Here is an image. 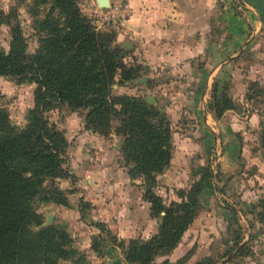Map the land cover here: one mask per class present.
<instances>
[{
  "label": "crops",
  "instance_id": "0c3cea01",
  "mask_svg": "<svg viewBox=\"0 0 264 264\" xmlns=\"http://www.w3.org/2000/svg\"><path fill=\"white\" fill-rule=\"evenodd\" d=\"M116 1L124 11V17L118 20L116 43L127 53L126 63L140 66L137 80H146V75H151L161 81L178 79L185 85L182 97L188 105H183L180 99V107L175 108L170 101L163 107L166 110L161 108L172 131V156L168 167L156 176L154 192L166 204L178 202L177 191L189 189L199 179L200 174H192L196 173L195 167L212 164L211 177L204 181L200 193L199 211L190 225V228L198 226L197 232L186 230L175 249L156 257L153 264H177L182 259L183 264H188L203 257L213 261L218 252L215 245L218 250L226 246L228 237L223 234L228 233L235 216L241 220L249 216L234 204L231 207V199L224 192L230 188L238 203L252 197L250 190L241 184L244 178L239 163L243 151L237 135L242 137L246 125L250 127L259 116L257 110L243 117V112L228 109L216 117L209 103L213 86L220 81H229L228 96L246 107L250 83L264 90V0H240V7L239 2L234 6L227 0H109V3ZM174 108L185 115L173 119L177 116ZM109 141L99 137L100 151L96 152L103 156L101 164L105 168L89 175L87 187H81L75 175V188L79 189L76 188L75 196L68 195L72 202L69 211L77 214V218L82 214L84 217L72 220L69 225L78 229L87 226L89 231L87 238L79 239L83 248L73 244L78 251L90 248L92 236L101 233L106 239L105 231L124 241L147 240L158 232L160 218L150 215V203L143 198L142 180L130 179L118 150L120 146ZM217 180L222 181L220 187ZM48 208L52 209L51 219L56 218L55 211L67 209L53 204ZM59 221L62 225L58 226L69 232V220L62 217L56 223ZM76 237L71 236L73 243ZM89 250V256L83 258H91L92 263L96 260L97 264H128L121 250L111 244L99 252Z\"/></svg>",
  "mask_w": 264,
  "mask_h": 264
},
{
  "label": "trees",
  "instance_id": "16d2710c",
  "mask_svg": "<svg viewBox=\"0 0 264 264\" xmlns=\"http://www.w3.org/2000/svg\"><path fill=\"white\" fill-rule=\"evenodd\" d=\"M32 2L37 6L33 14L38 13L39 5L48 6L42 18L34 22L39 40L36 51L26 55L25 39L16 26L12 28L9 51L0 52V76L35 84L34 108L29 111L26 127L12 125L0 107V264H59L80 261L84 256L73 246L65 228L43 225L36 205L68 206L67 193L55 183L69 177L61 156L68 142L43 117L56 104L77 112L84 130L104 138L112 133L122 138L120 153L128 176L142 180L150 215L160 218L157 234L147 240H118L106 231V239L93 238L91 249L99 252L111 244L121 250L128 264H153L156 257L175 249L191 225L200 208L203 183L211 174L203 169L189 189L177 191L178 203H164L154 187L156 176L168 167L172 156L167 116L141 97L113 91L114 85L136 80L140 66L125 62L127 53L115 43L114 35L96 31L77 0ZM228 85L229 81L214 85L209 108L216 117L234 109L226 93ZM256 90L259 104L264 105V90ZM262 140L264 145V136ZM259 205L264 209V201ZM263 214L258 213L261 223ZM183 260L177 264H183Z\"/></svg>",
  "mask_w": 264,
  "mask_h": 264
},
{
  "label": "rangeland",
  "instance_id": "374dc122",
  "mask_svg": "<svg viewBox=\"0 0 264 264\" xmlns=\"http://www.w3.org/2000/svg\"><path fill=\"white\" fill-rule=\"evenodd\" d=\"M226 2H229L234 6H236L239 2L238 7H240V4L242 5L240 0H227ZM120 4V2L116 1L109 4L106 8H101L97 6L93 0H77V6L80 11L84 16L90 19V22L95 27L96 31L114 35L115 43L117 42L116 31L120 23L119 21L124 17V11H122V6ZM33 7L37 6H35L32 0H0V52L7 53L9 51L12 28L16 26L20 28V32L25 39L26 55L33 54L36 51L39 45V40L33 29L34 22L36 19L38 20L42 18L48 6L39 5L37 14H33ZM239 11L242 12V9H239ZM262 17L264 18V16ZM145 79L146 80L142 79L141 81L140 79H136L123 86L114 85L113 91L118 95L141 97L147 103L158 109H163V107L168 105L170 101L174 103L175 108L180 107V99H182L183 105H188L182 97L185 85L183 86V84H180V80L177 79L172 82L161 81L158 79L156 80L154 77H151V75H146ZM34 89L35 84L28 80L20 81L15 77L0 76V107L8 114L12 125L18 128L27 126L29 111L34 108ZM247 89L249 91L246 97L247 99L245 98L244 102L247 103V107L241 103H237L235 101L232 102L234 110L239 114H242L243 112V117L248 116L249 112L254 110H257V114L259 116L258 120L256 119L251 122L252 125L249 124L250 127H247L245 124V133L242 137L239 136V134L237 135V140H239L238 144H240L239 147L243 151L239 163L244 178L242 179L241 184L244 185L246 190H250L252 197L248 196L247 200L238 203L236 202L235 195L230 192V188L228 189V192L225 190L224 195L228 200L231 199V202H229L231 207L234 204L239 211H241V213L243 212L242 214L245 216L249 214V216L244 217V220H241L239 216H235V221H232V225L229 226L228 233L226 232L223 234V236L228 237L226 238L227 242L224 243L226 246L218 250V247L215 245V249H217L216 252H218L217 257L214 258L213 261L217 264H264V223L260 222L258 216V213H264V209L261 210L259 205V201H264V145L262 140L264 136V105L259 104V96H256L257 87L255 85L250 83L247 86ZM183 95H185V93ZM175 108L173 109V112L175 111L177 116L174 115L173 119H177L176 117H183L185 115L184 111L181 112V110ZM43 117L49 125L55 127L56 130L61 132L69 142L64 154L61 156L65 159L63 166L69 174L70 179L67 181L64 179H58L55 181L57 186L67 193L68 202L67 207L63 206L67 209H61L54 212V216L57 218L56 219L54 217L56 220H54V218L51 219L53 215L51 213L52 209L48 208L46 210V207L52 205V203L43 204L36 202V205L38 204L37 210L42 214L44 222L43 225H62L60 224V221L59 223H56V221L60 220L62 217L69 220L67 222L69 225L72 220L79 221L83 217L82 214V217L79 215L77 218V214L69 211L72 202L71 200H68V195L71 194L75 196L76 188L79 189L77 186L75 188V175L78 176L79 180L77 182H79V185L81 187H87L88 184L86 183V179L89 175L95 173L98 169L105 168V166L101 164V158H103V156L96 154V152L100 151L97 148L99 145V137H104L98 133L83 130L84 124L82 117H80L77 112L70 111V108L64 104H56L51 110L44 113ZM111 135L113 137H108L110 139L105 138L110 140L109 144L116 143L121 147L122 138L114 135L113 133ZM118 150L120 151V149ZM111 153L114 154L113 151H111ZM211 165L212 164L210 163L209 165L203 167L197 165L198 167H195L194 170L196 173H192L194 174L193 176L201 174L205 168L209 171V173H211ZM218 182H221L220 185L218 183L220 187L222 181L219 180ZM176 197L180 200L177 193ZM219 197L220 199H223V196L219 195ZM71 199L73 200V198ZM74 200L77 204L78 202L75 197ZM229 223L231 224V221H229ZM216 224L217 223H214L215 227ZM73 225L71 224L68 226V233L70 236L76 235L78 238H75L77 241L74 240L73 244L82 247V242H79V239H83L82 237H88V228L86 226L78 229L77 226ZM188 228V233L192 232L195 234L198 226L195 225L191 228L189 226ZM199 229H201V227ZM218 229L219 227H217V231ZM211 231L215 234L217 233L215 229H211ZM101 236L102 235L100 233L97 237L101 238ZM93 238L95 237L92 236L91 238L90 248H87L86 246L84 250L81 249V254L86 255L87 257L89 256L88 252H90L89 249H91V245L93 244ZM210 245H213V243H210ZM80 247L78 248L80 249ZM104 258L106 259L107 257ZM201 259L188 264H197V262L198 264H214L212 259L209 257H205L203 260ZM92 261L93 260L91 258H82L80 261L74 262L72 260H67L60 262L59 264H97L95 262L96 260H94L93 263ZM201 261L202 263H200Z\"/></svg>",
  "mask_w": 264,
  "mask_h": 264
},
{
  "label": "water",
  "instance_id": "95a60500",
  "mask_svg": "<svg viewBox=\"0 0 264 264\" xmlns=\"http://www.w3.org/2000/svg\"><path fill=\"white\" fill-rule=\"evenodd\" d=\"M96 4H97V6H99L101 8H106L109 6L110 3H109V0H96ZM49 219H50V217H49ZM44 226H46V225L44 224Z\"/></svg>",
  "mask_w": 264,
  "mask_h": 264
}]
</instances>
